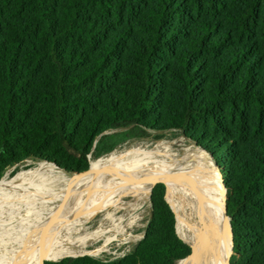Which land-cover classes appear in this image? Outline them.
Here are the masks:
<instances>
[{"label": "trees", "instance_id": "1", "mask_svg": "<svg viewBox=\"0 0 264 264\" xmlns=\"http://www.w3.org/2000/svg\"><path fill=\"white\" fill-rule=\"evenodd\" d=\"M178 139L223 174L230 264H264V0H0V178ZM160 195L124 257L45 264H177L190 250Z\"/></svg>", "mask_w": 264, "mask_h": 264}, {"label": "bare ground", "instance_id": "2", "mask_svg": "<svg viewBox=\"0 0 264 264\" xmlns=\"http://www.w3.org/2000/svg\"><path fill=\"white\" fill-rule=\"evenodd\" d=\"M51 174L63 171L45 161L0 180V214L18 208L30 214L38 209L28 216L39 218L51 208L36 239L10 254L5 264H40L49 247L51 260L65 239L77 235L84 240L80 235L91 223H106L115 229L140 219L147 213L155 180L167 183L168 200L176 212L175 229L189 245L190 254L178 264H223L229 252L224 192L209 155L200 148H136L111 155L93 163L86 172L71 175L72 182L64 189L49 185ZM8 223H3V228L11 227ZM61 237L64 239L55 244Z\"/></svg>", "mask_w": 264, "mask_h": 264}, {"label": "rangeland", "instance_id": "3", "mask_svg": "<svg viewBox=\"0 0 264 264\" xmlns=\"http://www.w3.org/2000/svg\"><path fill=\"white\" fill-rule=\"evenodd\" d=\"M187 146L190 145H186L185 142L181 139L163 140L159 142H152L150 140L142 142L130 141L126 143L122 148H119L108 155L102 156L97 160H93V158L90 156L91 166L93 163L99 160L107 159L111 155L125 154L136 148L145 149L147 151H178ZM207 155L209 154L207 153ZM209 157L211 159V156ZM153 160H156V156L152 159V161ZM41 162L45 161H41L35 158L26 159L18 163L16 166L12 167L11 169L7 170L2 178H0V180L3 178H12L21 171L36 167ZM215 163L213 164L215 165ZM55 165L58 166L57 164ZM61 169L66 170L64 168ZM72 173L73 172H71V174ZM71 174H69L68 171H63V174H51L48 176L49 185H51L54 189H64L69 183L72 182ZM154 192L152 199L147 207V213L140 219L134 220L129 224H125L122 228L115 229H110L108 224L106 223L103 225H93L80 235V237H82V239L84 240L80 241V238L77 235H72L71 237L65 239L57 248V255L49 261L56 262L66 257L84 256L94 257L102 261H113L124 257L131 251L132 247L135 244H137L145 237V230L147 228L148 221L153 217L154 213L153 198H161V184L155 187ZM49 209L51 208L47 207L45 209L46 213H43V216L39 218L28 216L31 213H35V211H37L38 209L32 210L30 214H26L27 210L21 208L14 209L12 211H4L2 214H0V264H5V260L10 256V254L26 248V246L28 247L29 243L34 238L36 239V237L42 230L43 224L47 221ZM7 222H10L8 224H11V227L3 228L2 224Z\"/></svg>", "mask_w": 264, "mask_h": 264}, {"label": "water", "instance_id": "4", "mask_svg": "<svg viewBox=\"0 0 264 264\" xmlns=\"http://www.w3.org/2000/svg\"><path fill=\"white\" fill-rule=\"evenodd\" d=\"M191 146V145H190ZM196 148H200V149H202L201 147H199V146H196V145H194ZM202 150H204V149H202ZM205 151V150H204ZM206 152V151H205ZM209 154V153H208ZM209 156H211V154H209ZM211 161L213 162V163H215V160L212 158V156H211ZM214 165V164H213ZM214 167H215V169H216V172H217V175L219 176V182H220V184H221V188H222V190H223V192H224V208H223V210H224V212H225V215H226V218H227V224H228V233H229V242H230V247H229V252L227 253V256L225 257V259H224V261H223V264H230V260H231V257L233 256V254H234V233H233V226H232V218H231V216H229V214H228V209H227V204H226V198H227V196H226V194H227V189H226V186H225V184H224V180H223V176H222V173H221V171H220V169H219V166L218 165H216V163H215V165H214ZM59 168V167H58ZM59 169H61V168H59ZM62 170V169H61ZM62 171H64V172H67L66 170H62ZM69 174H71V172H69ZM75 174H79V173H72L71 175H75ZM153 185H152V190H151V197H150V201H151V199H152V196H153V192H154V189H155V187L157 186V185H159V184H162V185H164V187H165V195H164V200H165V202L167 203V205L170 207V209H171V211H172V213H173V215H174V217H175V224H176V212H175V210H174V208L172 207V205H171V203L169 202V200H168V185H167V183L166 182H164V181H162V180H155V181H153V183H152ZM105 222H107V221H105ZM97 223H99V222H95V223H91L89 226H93L94 224H97ZM175 228H176V226H175ZM73 234V232L71 231L70 232V234L68 235V236H70V235H72ZM176 234H177V236H178V238L183 242V243H185V241L184 240H182V238L180 237V235L178 234V232L176 231ZM64 238L63 237H61V238H59L58 240H57V242L55 243V244H59L62 240H63ZM55 244H54V246H55ZM186 244V243H185ZM187 245V244H186ZM53 246V247H54ZM187 247L189 248V245H187ZM51 251V247H49L48 249H46L45 251H44V255H43V257H42V259H41V261H40V264H45L47 261H49V252Z\"/></svg>", "mask_w": 264, "mask_h": 264}]
</instances>
